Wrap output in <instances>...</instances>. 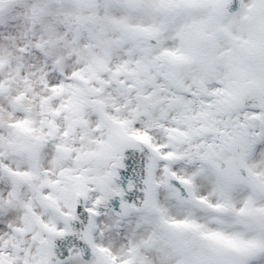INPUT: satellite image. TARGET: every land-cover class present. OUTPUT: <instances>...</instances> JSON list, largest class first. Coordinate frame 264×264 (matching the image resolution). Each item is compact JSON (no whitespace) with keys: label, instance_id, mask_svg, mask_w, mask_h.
<instances>
[{"label":"snow or ice","instance_id":"snow-or-ice-1","mask_svg":"<svg viewBox=\"0 0 264 264\" xmlns=\"http://www.w3.org/2000/svg\"><path fill=\"white\" fill-rule=\"evenodd\" d=\"M0 264H264V0H0Z\"/></svg>","mask_w":264,"mask_h":264}]
</instances>
